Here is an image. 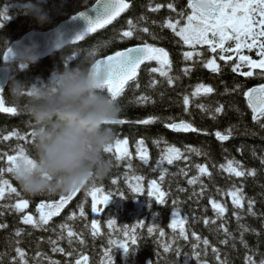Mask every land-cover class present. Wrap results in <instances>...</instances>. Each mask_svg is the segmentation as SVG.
Listing matches in <instances>:
<instances>
[{
  "label": "trees",
  "instance_id": "16d2710c",
  "mask_svg": "<svg viewBox=\"0 0 264 264\" xmlns=\"http://www.w3.org/2000/svg\"><path fill=\"white\" fill-rule=\"evenodd\" d=\"M127 2L130 6L120 17L79 44L69 46L27 67L12 63L10 75L12 79L28 85L38 84L46 81L53 70H63L66 59L68 66L74 67L79 60L74 54L78 52L98 51L97 59H100L146 42L164 48L169 53L172 63L169 75L173 77V83L169 85L166 78L161 77L159 73H151L150 69L158 65L155 61H150L140 69L136 79L129 83L117 98L121 110L119 119H124L127 123L111 127L115 139H128L131 158L117 162L113 155L108 154L114 161V167L107 177L95 182L97 187L104 189L105 194L109 192L113 194L102 212L99 233L95 237L91 228L95 213L91 212V197L86 195L87 188L80 189L60 216L52 218L48 224L40 228H34L22 223V215L31 214L38 219L36 206L41 201L58 200L62 194L29 197L21 192L12 177L5 175V178L20 191L21 197L29 201V207L23 214L16 212L11 207L18 199L15 194L6 193L5 198L0 200V224L5 225L0 228V254L3 264H9L16 256L17 246L24 250L28 264H36V261L40 264H49V260L59 261L60 264H75L80 253L89 257V264H107L105 251L110 252L113 264H197L194 251L200 253L199 259L203 264H218L213 248L218 250L220 260L226 261V264H246V256H251L256 264H260L261 259H264V163H262L264 128L260 127L264 119L260 122L252 120L251 110L243 96V92L249 88L264 84V77L257 74L260 69H253L252 77L242 76L240 73L249 71V68L241 66L238 72H233L232 66L237 62L236 58L221 60L219 49L213 53L208 50L207 45H196L195 48L184 45L171 29L163 27L165 20L175 22L180 19L178 13L190 12L187 0H127ZM29 3L35 4L37 0H0V13L7 16L6 20L0 18V38L6 36L9 44L28 32L55 28L76 13L92 6L95 0H42V7L49 17L48 22L43 24L24 14V6ZM169 3L174 5L175 11L167 7ZM156 4H160L161 7L151 11L150 6L155 8ZM129 20L135 25L136 31L132 37L122 38V32L129 29ZM182 23L183 21L181 26ZM145 27L148 32L139 31ZM186 51L193 52V59H184L183 53ZM2 56L3 52L0 51V60ZM208 59H213L219 66L218 72L204 67V62ZM2 66L3 63L0 61V67ZM185 69H188L187 73ZM152 80L156 81L154 86L151 84ZM9 84L10 80L3 93L6 107H11L6 99ZM197 84L211 86L214 91L207 95L192 97L191 93ZM185 95L190 97L188 111L184 110L183 105ZM141 97H148V100H141ZM201 104L204 105V109L198 107ZM215 107H221L222 111L215 113L213 111ZM148 117L157 119L147 125L137 123ZM182 120L190 123L198 131L173 133L171 128L167 127L168 124L180 123ZM29 124V118L23 113L17 112L15 116L0 113V154L5 152L14 154L17 145H22L26 150L30 147ZM217 131L222 134H228L230 131L231 135L226 141H218L215 136ZM10 132L26 135L29 142L20 141L15 136L10 140H3V136ZM141 139L148 150L147 164L139 160L136 153V141ZM167 146L179 148L187 156V160L182 158L174 161L172 165L165 163L162 167L168 171L164 180L160 181V169L157 168L156 162ZM188 148L199 150L201 155L187 151ZM229 160L238 162L240 169L246 173L254 170L255 175L236 177L230 174L220 167L227 166ZM197 164L204 165L209 174H199L195 168ZM0 166L6 167L2 162ZM181 169L187 175H184ZM126 175L144 177L142 194L131 191L125 180ZM194 176H199V179L195 184L189 185L188 179ZM113 180H116L115 184L112 183ZM150 180L158 181L161 190L166 193L163 204L157 203L155 197L147 195ZM233 186L243 190L245 200L241 208H236L228 195ZM248 199L254 201L252 205L254 215L249 214L247 210ZM210 200H215L225 207L226 211L222 217H217ZM173 201L176 203L173 204ZM81 204L84 206V217L79 216ZM173 211L186 218L185 230L188 237L186 240L183 238L173 240V230L168 227ZM234 212L240 217L239 220ZM73 213L75 218L69 220L68 217ZM109 220L116 221L115 230L109 228L107 224ZM205 220L208 221L207 224ZM141 221L143 226L135 228L137 243L130 244L127 252L109 244L110 239L123 241L125 226L132 229L133 225H138ZM62 224H67L84 243L80 244L78 240L73 239L69 244L66 232L64 239H58ZM221 224L224 228L220 227ZM241 225L247 230L242 229ZM149 226H155L158 230L149 234L147 231ZM160 229H163L164 237H160ZM224 229H227V232ZM17 230L21 231L20 237L15 236ZM193 233L200 237L199 242ZM176 236L178 237V232ZM205 239L208 240L209 247L203 244L202 241ZM50 240H56L55 246L64 248L65 252H53ZM164 244L170 245V252H164ZM176 249H179V256ZM37 252L41 253L40 257H36ZM68 252H72L73 255L67 256Z\"/></svg>",
  "mask_w": 264,
  "mask_h": 264
},
{
  "label": "snow or ice",
  "instance_id": "6c2138e0",
  "mask_svg": "<svg viewBox=\"0 0 264 264\" xmlns=\"http://www.w3.org/2000/svg\"><path fill=\"white\" fill-rule=\"evenodd\" d=\"M129 3L127 0H95V3L92 4V9L95 11L96 15L94 18L89 19L85 16L87 20V28L84 32L76 35L72 41L75 43L81 41L88 33H94L97 29L104 28L105 25L110 24L113 20L116 19L121 13L129 8ZM161 7L160 4H156L155 8H151V11H156ZM169 9L175 11V7L172 3L167 5ZM187 8L190 9V12H180L178 15L180 19L172 22L168 19L164 21L163 27L171 29L176 36L183 41L184 45L191 46L195 48L196 45H207L208 50L215 53L217 49L220 52V59L225 60L226 57L223 53L235 51L240 53L243 49H248L249 51L256 49V55L260 58L259 60L251 59L248 55H239V61L235 62L232 66L233 72H238L241 66H247L249 71L241 72L240 75L245 77H252L254 75L253 69H260V72L257 73L259 76L264 77V0H187ZM81 16H84V13H80ZM0 18L3 20L7 19L5 13H0ZM143 19V18H141ZM181 21H183L181 26ZM129 29L122 32V38H130L133 36L136 27L131 20L128 21ZM141 32H148V29L141 28ZM234 42V49L225 47L227 42ZM199 55V53H197ZM7 54L5 53V57ZM185 60L193 59V52L186 51L183 53ZM231 59V56L227 57ZM146 61H155L158 65L157 67H152L150 69L151 73H159L161 77L166 78L167 83L171 85L173 83V77L169 75L172 63L169 59V53L160 47H155L149 43H143L140 46L130 47L122 51H116L113 55L104 57L103 59H97L94 66L96 71H103L104 73V90L114 99L117 100L118 97L125 90V86L129 81H133L137 77L138 69ZM203 62V61H202ZM23 67V66H21ZM204 67L210 68L213 72H218L219 66L215 64L213 59H208L204 62ZM185 73L188 72V69L184 70ZM151 84L154 86L156 84L155 80L151 81ZM237 87H240L237 85ZM214 91L211 86L205 84H197L194 91L191 93L192 97L207 95ZM243 96L246 99L247 107L251 110L252 120L254 122H260L264 119V84H259L256 87L249 88L247 91L243 92ZM141 100L147 101L148 97H141ZM5 97L3 96V91H0V113H8L15 116L17 110L14 107L5 106ZM190 103V97L185 95L183 97L184 110L188 111V105ZM201 109H204V105H198ZM215 113H220L222 111L221 107H215L213 110ZM157 118L148 117L147 119L139 120V124H151ZM127 123L124 119H118L115 121V124H124ZM167 127L171 128L174 131H184V132H195L198 131L190 123L184 122L183 120L180 123H171ZM261 128H264V123L260 124ZM231 132L228 134H222L220 131L215 133V136L220 141H226L229 139ZM15 136L20 141L29 142L26 135H20L18 132H10L8 135L3 136V140H10L11 137ZM144 140L136 141V153L144 164H147L149 161L148 150L144 147ZM154 143H156L154 141ZM26 149L22 145H17L14 150V154H9L7 152L0 154V162L5 166H0V200L5 198V194H15L18 198L14 205H11L12 208L18 213L23 214L25 209L29 207V201L21 197L20 191L17 187H14L9 179L5 178V175L11 177L12 174V165L15 159L20 155L26 153ZM107 154L114 156L117 162L123 161L125 159L131 158V153L128 150V139L116 138L114 142L105 149ZM187 151L194 152L197 155H201V152L195 148H188ZM187 160L179 148L167 146L163 150L160 159L156 162L157 168L160 169V181H163L167 173V168L162 167L165 163L167 165H172L174 161L180 159ZM264 163V161H262ZM129 167H131L129 165ZM221 168H224L225 171L236 177H242L245 175L254 176V170H249L247 173L240 169L239 163L229 160L227 166L221 165ZM195 168L198 170L199 174H209L207 168L204 165L197 164ZM155 171V169H153ZM184 175H187L183 169L180 170ZM199 176H194L191 179H188V184L193 185L197 182ZM125 180L128 184V187L135 194H142L144 192V187L142 186V181L144 180L143 176L131 175L125 176ZM134 182V183H133ZM113 184L116 183V180L112 181ZM183 191V189H180ZM80 189H75L67 195H60L58 200L54 201H41L36 206V211L39 213V217L34 218L31 214L22 215V223L25 225H31L34 228H40L43 225L48 224L52 217L57 216L61 209L72 199L73 196L79 192ZM86 195L91 197V212L98 213L102 211V208L98 207L100 205H106L108 201L112 198V193L105 194L104 189L97 187L93 183L90 187L87 188ZM121 198L123 194L121 193ZM147 195L149 197H155V200L159 204H163L164 197L166 193L161 190L160 184L156 180L148 181L147 185ZM228 195L231 197L232 204L236 208H241L243 206L242 202L245 200V196L242 188L233 186V190L229 191ZM176 201H173L175 204ZM212 208L215 211L217 217H222L226 209L223 205L216 202L215 200H210ZM254 201L248 199V212L249 214L254 215L252 205ZM4 207H9V205H4ZM80 211L79 216L84 217L85 211L83 204L79 205ZM234 215L237 216V220L240 217L234 212ZM75 218V213L68 217L69 220ZM185 217H181L178 212H172L171 223L168 224V227L173 230V240L177 238L188 239L185 230ZM116 221L109 220L108 226L110 229H114ZM207 224L208 221L205 220ZM214 223V221H213ZM138 226H143L141 221L138 225H133L132 229H129L127 226L123 229L125 239L123 241L119 239H110L109 244L116 245L119 248L127 252L131 245L137 243V237L135 234V228ZM5 227V225L0 224V228ZM221 228H224V225H220ZM61 232L58 234V239H64V233H67V239L69 244L72 243L73 239L78 240L80 244H83L84 241L75 233L67 224H62L60 226ZM92 235L95 237L99 233V228L97 226V220L93 219L91 223ZM241 228L244 229V226L241 225ZM155 226H149L147 231L149 234L154 232ZM227 232V229H224ZM245 231L247 229H244ZM178 232V237L176 233ZM160 237H164V231H159ZM16 237L21 236V231L17 230L15 232ZM194 238L199 242L200 237L196 236L193 233ZM130 242V243H129ZM205 247L208 246L209 242L207 239L202 241ZM49 243L53 246V252L64 253L65 249L61 247H56V240H50ZM19 244V241H17ZM196 248V245H193V249ZM163 250L165 253L171 251V247L168 244L163 245ZM213 253L216 254V259L218 264H226V261L220 260L218 250L213 248ZM16 256L12 258L10 264H28L26 254L22 248L17 246L15 248ZM177 256L180 255L179 249H176ZM72 252H68L67 256L71 257ZM193 255L196 257L197 264H203L200 261V253L193 252ZM41 253L37 252L36 257H40ZM104 256L107 258V264H113L112 256L109 251H105ZM36 261V258H33ZM246 264H256L251 256L245 257ZM0 264H3L2 254H0ZM36 264H40L39 261H36ZM49 264H60L59 261L49 260ZM75 264H89V257L79 254V258L75 260ZM260 264H264V259H261Z\"/></svg>",
  "mask_w": 264,
  "mask_h": 264
},
{
  "label": "clouds",
  "instance_id": "9594fccd",
  "mask_svg": "<svg viewBox=\"0 0 264 264\" xmlns=\"http://www.w3.org/2000/svg\"><path fill=\"white\" fill-rule=\"evenodd\" d=\"M24 14L37 23L48 22L42 0L24 6ZM62 42L56 41L60 48ZM3 67L13 61L23 67L40 58L38 45L0 38ZM5 53L7 56L5 57ZM74 67L67 59L63 70H53L46 81L28 85L9 77L7 102L30 120L31 145L12 165L11 177L29 197L67 194L86 189L107 177L114 161L105 149L115 140L111 125L120 107L103 87L104 73L96 71L98 51L74 54Z\"/></svg>",
  "mask_w": 264,
  "mask_h": 264
},
{
  "label": "water",
  "instance_id": "95a60500",
  "mask_svg": "<svg viewBox=\"0 0 264 264\" xmlns=\"http://www.w3.org/2000/svg\"><path fill=\"white\" fill-rule=\"evenodd\" d=\"M127 10V9H126ZM125 10V11H126ZM80 13H84V16H81ZM122 14V13H121ZM120 14V15H121ZM96 15L95 11L92 9V7L90 6L89 8L77 13L76 15L70 17L68 20L60 23L57 27H55L54 29H51L49 31L46 32H28L25 35H23L19 40L17 41H23V43L27 44L29 42V38L35 42L38 45V52L40 55V58L38 59V61L40 60H44L48 57H50L52 54L57 53L62 51L64 48L68 47V46H74L79 44L80 42H82L86 37L91 36L94 33H88L83 40L81 41H77L75 43H72L74 37L82 32H84L87 28V20L85 19V16L88 17L89 19L94 18ZM119 15V16H120ZM118 16V17H119ZM116 17V19L118 18ZM115 19V20H116ZM113 20V21H115ZM112 21V22H113ZM111 22V23H112ZM109 25V24H108ZM107 26V25H105ZM102 29V28H101ZM100 30L97 29L96 32ZM59 40L60 42H62V46L60 48H56L55 47V43L56 41ZM16 42V41H15ZM13 42V43H15ZM12 43V44H13ZM11 45V44H10ZM136 47V46H134ZM3 57V56H2ZM103 59V58H102ZM4 64V61H2ZM149 61H146L144 64H142L140 66V69ZM138 69V72L139 70ZM137 72V74H138ZM11 74L10 70H6L3 66L0 67V91H5L7 84H8V80H9V76ZM132 81H129V83ZM128 83V84H129ZM127 84V85H128ZM126 85V86H127ZM4 115H10L8 113H1ZM178 124V123H177ZM115 125V124H114ZM172 130V129H171ZM174 133H188V132H184V131H174L172 130ZM191 132V131H189ZM218 140V139H217ZM220 141V140H218ZM75 196L72 197L71 200L68 201V203L61 209L60 213L57 216L54 217H58L61 212L67 208V206L70 204V202L74 199ZM100 208H102V211L96 213L94 219L97 220V226L99 224V220H100V215L103 212L104 206L100 205L98 206Z\"/></svg>",
  "mask_w": 264,
  "mask_h": 264
},
{
  "label": "rangeland",
  "instance_id": "374dc122",
  "mask_svg": "<svg viewBox=\"0 0 264 264\" xmlns=\"http://www.w3.org/2000/svg\"><path fill=\"white\" fill-rule=\"evenodd\" d=\"M225 47H229V48H233L235 47L234 42L229 41L227 42V44L225 45ZM235 52V51H234ZM236 60L239 61V55H248L250 58H257L260 59L257 55H256V49H253L251 51H249L248 49H243L240 53H236Z\"/></svg>",
  "mask_w": 264,
  "mask_h": 264
},
{
  "label": "bare ground",
  "instance_id": "6f19581e",
  "mask_svg": "<svg viewBox=\"0 0 264 264\" xmlns=\"http://www.w3.org/2000/svg\"><path fill=\"white\" fill-rule=\"evenodd\" d=\"M143 84V83H142ZM157 152V151H156ZM158 160V159H157ZM168 192V191H167ZM8 196V195H7ZM170 197V196H169ZM172 200V199H171ZM148 201V200H147ZM196 203V202H195ZM200 203V202H199ZM194 205V204H193ZM230 206V205H229ZM176 208V207H175ZM197 209V208H196ZM146 210V209H145ZM147 211V210H146ZM234 211V210H233ZM243 218V217H242ZM241 218V219H242ZM170 221V220H169ZM107 222V221H106ZM236 222V221H235ZM105 223V222H104ZM108 224V223H107ZM242 224V223H241ZM229 225V224H228ZM234 226V225H233ZM158 227V226H157ZM228 229V228H227ZM161 230V229H160ZM163 230V229H162ZM158 233V232H157ZM209 234V233H208ZM83 240V239H82ZM47 244H49V243H47ZM51 245V244H50ZM209 245V244H208ZM59 247V246H58ZM209 247V246H208ZM210 248H211V246H210ZM52 249V248H51ZM110 249V248H109ZM116 252V251H115ZM10 264V263H9Z\"/></svg>",
  "mask_w": 264,
  "mask_h": 264
}]
</instances>
